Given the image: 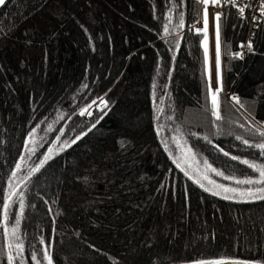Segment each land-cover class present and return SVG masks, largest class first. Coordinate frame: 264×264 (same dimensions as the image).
Segmentation results:
<instances>
[{"label":"trees","instance_id":"16d2710c","mask_svg":"<svg viewBox=\"0 0 264 264\" xmlns=\"http://www.w3.org/2000/svg\"><path fill=\"white\" fill-rule=\"evenodd\" d=\"M204 7L200 0H9L3 7L0 264H8L5 225L18 210L8 188L34 132L43 136L38 159L56 140L70 145L19 188L27 256L45 262L46 250L52 264H264V200L204 191L163 140L180 135L199 160L238 179L259 175L243 160L264 164L259 149L236 139L264 140L255 132L264 131V15L240 58L234 54L245 49L250 26L225 5L217 121L210 36L206 57L205 33L195 29Z\"/></svg>","mask_w":264,"mask_h":264},{"label":"rangeland","instance_id":"374dc122","mask_svg":"<svg viewBox=\"0 0 264 264\" xmlns=\"http://www.w3.org/2000/svg\"><path fill=\"white\" fill-rule=\"evenodd\" d=\"M209 5L207 6V12H208V16H209L208 30H207V41H208L209 36H210L209 52H210L211 61H212L213 87L215 89L217 87V68H216V60H215V23H216V21L214 19V21L211 22ZM212 7L217 8L218 6L213 5ZM203 13H204V9L202 12V18L204 20ZM207 19H208V17H207ZM209 24H210V35H209ZM202 25H203V22H202ZM225 66H226L225 59L220 56V67L223 70L224 74H225ZM225 90H226V93H227L229 100L232 103L236 104L231 99V97H233L235 95L230 93V90H229V87L227 84H225ZM89 111H90V109H87L86 114ZM169 137L170 138H168L167 136H164V138H163L165 146L168 148V151L171 154V157H172L173 161L175 162V164L177 165L179 163V165H180L179 168L181 170L184 169V170H182L184 172V174L187 171L188 175H186V174L185 175L188 178L190 176L192 177L191 179L189 178L192 182H194L195 179H199L201 181V183H203L205 185L206 188H211L212 186L208 184V181L203 179V174L206 172L209 179L215 180L217 183L224 184L225 186L236 187V188H239L242 190H246L249 188H252L254 190L256 187H264V184L238 185L235 183V179H238V178L225 180L223 177L217 176L215 173L211 172L210 170L206 171L205 163L203 161L199 160V158L196 156L193 149L189 146V144L180 135L171 134ZM169 139H170V142H169ZM42 141H43V136L38 134L37 132H34L33 134L28 136V138L26 140L23 155H22V157L18 163L19 169L16 167L15 172H14L15 175H13L12 181H11L9 188H8L9 200L16 202L18 205L17 206L18 207L17 218L10 225L7 226L9 239H10V242L13 243V245H15L16 243H22L23 244L22 234H21V230H20V224H19L18 233H17L19 235L20 239L16 240V238L14 236L10 235L11 229L13 227H16V220L17 219L20 220V217L22 215V213L20 211V203H21V200L24 202V196L22 193L23 190H19V188L25 182V179L28 175L35 172L46 161H48L50 158H52L53 156H55L56 154H58L59 152H61L62 150H64L65 148H67L70 145V143H68L67 141L56 140L49 147V149L46 150V153L40 159H38L37 152L40 150L41 146L43 145ZM189 149H190V151H189ZM45 158H47V159H45ZM197 169L199 171H197ZM244 179H249V178H244ZM250 179H253V180L259 179V175L256 178H250ZM195 184L199 186V184H197V183H195ZM202 189L204 190V188H202ZM206 192L212 194L210 191H206ZM10 194H12V195L10 196ZM215 196L223 198V194L222 195H215ZM230 200H232V201H252V200H257V198L235 196L233 199H230ZM12 252H13V256L16 257L14 264H21L22 258H23V264H36V261L31 259L32 256H27L25 254L24 245H23L22 257L16 256V252H15L14 248H13ZM39 261H40V264H48L47 259H45V262H43L42 260H39ZM212 261H225L226 264H263V263H259V262H246V261L232 260V259H217V260L215 259ZM205 262H211V261H205ZM190 264H197V262L190 263Z\"/></svg>","mask_w":264,"mask_h":264},{"label":"snow or ice","instance_id":"6c2138e0","mask_svg":"<svg viewBox=\"0 0 264 264\" xmlns=\"http://www.w3.org/2000/svg\"><path fill=\"white\" fill-rule=\"evenodd\" d=\"M200 2L205 6L204 8V20H203V29H197L196 31L200 32L203 31L205 33V56L207 57L208 54V47H207V30H208V12H207V6L209 4L211 5H215V6H221V0H200ZM8 3V0H0V8L6 6V4ZM225 4H232V5H236L237 4V0H224ZM248 7L247 4L240 6L239 7V13L243 14L245 12V8ZM260 12L261 15H264V3H262L260 5ZM214 19L216 21L215 23V60H216V68H217V87L213 90L211 88V76L209 75L208 78V84H209V92H210V99H211V106H212V115L215 117V119L217 121L222 119L221 113H220V92L222 91V77L220 74V55H221V39H220V35H221V29H220V18H221V13H214ZM184 24V20H183V15L180 16L179 19V25L180 27H183ZM169 31L168 26L165 25L164 26V32L165 34H167ZM241 47H243V45H241ZM249 51L252 50V44L251 42L248 43L247 45ZM235 56H238L240 58H242V53H235ZM231 99L238 105H240L241 107H243V104L241 103L240 99L238 97H231ZM83 114V112L81 113ZM93 127H95V125H93ZM241 127H243V125H241ZM255 132L258 133V135L262 138H264V131H261L259 128L255 129ZM204 139L206 141H208L209 143H211V141L209 140L208 137H204ZM237 140H242V143L244 145H248L249 147H254L256 149H259L261 151V154L264 155V140H262L261 142L255 143V144H249V141L247 139H243L240 136L236 137ZM75 141H73L74 143ZM219 147V146H217ZM223 155L225 156H229L228 152H225L222 148L219 149ZM190 151V149H189ZM47 159V158H45ZM232 160H238L239 157L237 156H232L231 157ZM206 165V171L210 170L211 172L215 173L217 176H221L223 177L225 180H229V179H235L232 176H228L225 175L224 172L222 171H218L216 168L212 167L210 164H207V161L204 162ZM242 163H244L245 165H248L250 168H252L255 172H257L259 174V179H235V183L238 185H244V184H248V185H259V184H264V164H257L254 162H250L248 160H243ZM177 166L179 167V163L177 164ZM17 168L19 169V165H17ZM184 170V169H182ZM197 171H199L197 169ZM186 175H188L187 171L185 172ZM13 175H15V173H13ZM190 179L192 178L191 176L189 177ZM203 179L208 181V184L211 185V188H206L205 185L203 183H201V181L199 179H195L194 182L199 184V186L201 188H204L205 191H210L212 193V195H222L223 194V199L225 200H230L233 199L235 196H239V197H249V198H257L260 200H264V187H256L254 190L252 188L246 189V190H242L236 187H231V186H225L224 184H219L217 183L215 180H211L208 178L206 172L203 174ZM12 194H10L11 196ZM23 201L21 200L20 203V211L21 213L23 212ZM4 208V219L7 220L8 218V209H9V205L5 204L3 205ZM20 224V220L17 219L16 220V227H13L11 229L10 235L14 236L16 238V240H19L20 237L17 234L18 233V227ZM5 230L7 231V225H5ZM13 248L15 249L16 252V256H21L22 257V253H23V244L22 243H16L15 245H13V243L9 242L8 244V249L9 252L7 253V262L8 264H14L16 257L13 256L12 254V250ZM45 258L48 260V264H52V258L51 256H48L46 254V250H45ZM31 259L36 261V264H40V261L37 260L36 256L33 255L31 257ZM21 264H23V258L21 260ZM197 264H226L225 261H211V262H205V261H199L197 262Z\"/></svg>","mask_w":264,"mask_h":264},{"label":"built area","instance_id":"2783aa9c","mask_svg":"<svg viewBox=\"0 0 264 264\" xmlns=\"http://www.w3.org/2000/svg\"><path fill=\"white\" fill-rule=\"evenodd\" d=\"M264 3V0H237V4L235 5V8L239 9L240 6H243L245 4L248 5V7L245 8V12L243 14H240V17L244 19L250 26V34L248 35L247 38V43L245 46V49L242 52V58L245 57L246 51H247V45L251 39V36L253 35L254 30L258 26L259 18L261 16L260 12V5ZM225 3L224 0H221V6H218L217 8H210V18L211 22L214 21V13H221L223 16L224 14V9H225ZM232 5V4H231ZM234 6V5H233ZM239 11V10H238ZM196 30L197 29H203L202 21L200 20L199 23L196 25ZM203 31H200L198 33H202Z\"/></svg>","mask_w":264,"mask_h":264},{"label":"crops","instance_id":"0c3cea01","mask_svg":"<svg viewBox=\"0 0 264 264\" xmlns=\"http://www.w3.org/2000/svg\"><path fill=\"white\" fill-rule=\"evenodd\" d=\"M212 6H213V5L210 4V5H209V8H211Z\"/></svg>","mask_w":264,"mask_h":264},{"label":"water","instance_id":"95a60500","mask_svg":"<svg viewBox=\"0 0 264 264\" xmlns=\"http://www.w3.org/2000/svg\"><path fill=\"white\" fill-rule=\"evenodd\" d=\"M9 1V0H8ZM3 9V7L2 8H0V11Z\"/></svg>","mask_w":264,"mask_h":264}]
</instances>
